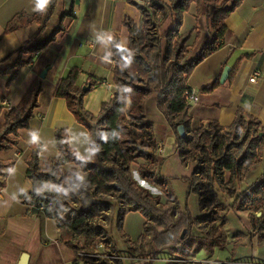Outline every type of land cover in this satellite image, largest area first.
I'll return each mask as SVG.
<instances>
[{
	"label": "trees",
	"instance_id": "trees-1",
	"mask_svg": "<svg viewBox=\"0 0 264 264\" xmlns=\"http://www.w3.org/2000/svg\"><path fill=\"white\" fill-rule=\"evenodd\" d=\"M56 1L49 0L43 10L33 15L16 13L4 31L12 32L35 22L39 24L37 32L43 31ZM192 1L201 0H153L163 13L169 11L174 15L172 27L163 32L154 23L150 10L144 7H139L143 15L141 28L129 18L124 20L129 31L128 45L123 47L117 38L111 41L116 60L111 81L113 96L102 103L97 115L84 107L85 92L76 85L77 68L61 78L55 88L54 95L65 98L76 120L89 130L90 155L82 156L71 147L66 128L56 129L59 155L41 168L38 151L32 150L26 172L32 190L21 191L19 198L35 208L43 207L44 216L56 220L61 239L75 253H85L82 264H153L152 260L165 249L179 256L202 248L209 250L225 240L222 226L227 221L225 213L229 205L248 212L252 228L264 243V165L251 189H237V184L261 162L264 131L260 121L239 109L229 126L209 120L193 129L191 103L186 94L191 91L187 77L196 65L220 48L227 30L224 21L242 0H203L210 35L191 59L186 44L190 34L179 33V27ZM69 3L71 8L66 13L71 14L72 3ZM52 38L35 46L26 42L0 59V74L16 68L8 84ZM25 53L30 56L23 60ZM40 91L41 85L35 81L22 101L5 112V121L0 123V151L17 143L16 137L11 136L28 126ZM151 96L174 131V151L183 165L192 168L187 178L189 191L197 195L201 210L210 209L199 217L180 209L166 178L156 170L158 143L154 122L146 115V103ZM179 125L185 128L184 137L177 132ZM139 159L143 160L137 169L139 176L163 188L164 202L133 178L132 164ZM71 162L88 173L85 181L78 182L75 172L63 168ZM5 167L6 163L0 161V177ZM224 196L233 198L232 203H227ZM116 206L120 225L131 211H140L145 219L140 239L130 243L127 252L116 248L100 221L108 224ZM194 228L202 234H193ZM184 229L186 233L181 238ZM102 244L110 248L107 254L118 257L103 261L95 257L93 254Z\"/></svg>",
	"mask_w": 264,
	"mask_h": 264
},
{
	"label": "crops",
	"instance_id": "crops-1",
	"mask_svg": "<svg viewBox=\"0 0 264 264\" xmlns=\"http://www.w3.org/2000/svg\"><path fill=\"white\" fill-rule=\"evenodd\" d=\"M70 1L71 14L66 13L71 8ZM48 2L0 0V59L26 42L35 46L53 36L9 84L8 78L16 68L10 73L0 74V123L5 121V112L22 101L35 81L41 85L38 104L28 126L18 130L16 144L0 151V161L6 163L0 177V264H20L24 254L27 255L26 264H82L80 253H75L61 239L56 220L44 216L38 208L19 198L21 191L32 190L26 174L27 158L35 148L40 167H43L50 158L58 156L55 140L58 128L67 129L69 144L76 152L90 155L89 130L76 120L65 98L54 95L55 88L61 78L77 68V87L82 89L90 82L88 91L106 88L110 92V100L116 63L111 41L117 38L120 45L127 47L129 31L124 24L126 18L138 28L142 27L140 8L127 0H57L43 31L37 32L39 24L36 22L12 32L4 31L7 22L16 13L33 15L43 10ZM163 19L160 32L172 27L174 15L166 11ZM224 23L227 30L220 48L196 65L187 77V85L198 95V100L191 102L190 107L192 128H198L209 120L229 126L237 111L242 109L258 119L264 131V0H242ZM179 33L190 34L186 44L189 58H194L210 35L203 0L191 2L189 9L183 13ZM246 54L250 56H244ZM29 56L25 53L22 59L26 60ZM226 66L230 68L227 78L220 82ZM254 68L260 69L261 76L257 82L251 83L249 75ZM215 82L217 84L212 86ZM88 91L83 99L86 109L90 98ZM3 100L8 101V108L2 107ZM149 108L154 117L147 118L154 122L155 139L162 146V153H156L159 162L168 147L174 148L175 134L156 107L153 96L146 103V115ZM169 138V144L163 142ZM263 165L264 147L261 162L237 184L238 191L251 189L252 183L260 177ZM183 166L189 170L185 176L188 178L192 168ZM75 167L72 163L63 166L66 171ZM87 176L88 173L78 171L77 181H85ZM232 206L229 205L225 215L232 209L241 222L231 232H228L226 223L222 226L226 235L224 241L209 250L202 248L179 259L167 255V250L162 251L158 258L152 260L153 264H264V243L259 241L252 228L248 212Z\"/></svg>",
	"mask_w": 264,
	"mask_h": 264
},
{
	"label": "rangeland",
	"instance_id": "rangeland-1",
	"mask_svg": "<svg viewBox=\"0 0 264 264\" xmlns=\"http://www.w3.org/2000/svg\"><path fill=\"white\" fill-rule=\"evenodd\" d=\"M155 9L158 10L159 15L156 13H153L150 10L151 17H152L154 23L158 27H160L164 22L163 11H162V9L158 8L156 5H155ZM157 15L160 16L161 18L159 19ZM187 51H188V57H189L190 51L188 49V46H187ZM87 94L90 95L87 109L90 112H92L93 114L97 115L101 109L102 102H105V101L108 102L110 92L106 88H101V89H97V90H90V91H88ZM84 96H83V99H84ZM83 104H84V102H83ZM150 105H151V102H150ZM147 112H148V115H147L148 118L154 117L153 112H152V110H150V108L147 110ZM11 137H15V136L12 135ZM167 140L168 141H166V139H164L163 142L164 143L167 142V144H169L171 139L169 138ZM174 152L175 151L173 149L168 147L167 153L158 162L156 170L160 176L166 178L169 191L176 196L180 209H182L183 211L184 210L189 211V213L193 217H199L202 214L207 213L208 210H210V209H207V208L204 210L200 209L197 195L194 192L189 191V188H188L189 187L188 186V180L185 176L189 173V170H188V168L184 167L181 164V161H180V158H179L177 152H175L176 154ZM82 156H84V155H82ZM142 162H143V160L139 159L132 164V176H133V178L136 180V182L140 186L148 189L154 196H160L161 202H164L166 196H165V192H164L163 188L158 186V185H155L151 181L143 179L139 176L137 169H138L139 164H141ZM71 163L74 164L76 167L71 169L70 171H73L76 173V179H77L78 171H80V172H83V171L81 170L79 165H77L73 162H71ZM258 165H257V167H258ZM41 168H45V166H43ZM83 173H87V172H83ZM227 178H228V173H225V179H227ZM224 198H225L227 203L231 204V201L233 198H230L228 196H224ZM118 213H119V208H118V206H116V207H114V210L111 214V220L108 224H105L104 220H100V221L107 228L109 235L112 238L116 248L120 252H127L129 249L128 247H129L130 243L137 242L140 239V236L143 232V224H144L145 219H144V216L142 215V213L140 211H131V212H128L125 214V216L122 220V223L120 225L118 222ZM226 215L228 217V220L226 222V227L228 228V232H231V230L233 231V228L237 229L238 228L237 226H239V223L241 222L239 215L235 214L232 209H230V212L227 213ZM192 232H193V234H202V231H200L196 228H194ZM98 250L100 252H103L100 254V257H97L98 259H101L102 261L110 259V258L118 257L115 255L107 254V253H110V248L106 247L105 244H102V246H100L98 248ZM166 250L168 251V253H166V254L167 255H173V257H174L173 259H179V258L185 257L191 253V252H188L187 255L179 256L180 255L179 253L174 254L169 249H165L163 251H166Z\"/></svg>",
	"mask_w": 264,
	"mask_h": 264
},
{
	"label": "built area",
	"instance_id": "built-area-1",
	"mask_svg": "<svg viewBox=\"0 0 264 264\" xmlns=\"http://www.w3.org/2000/svg\"><path fill=\"white\" fill-rule=\"evenodd\" d=\"M127 1H131V3L135 4L138 7L147 8V9L151 10L153 13L158 14V10L155 9V5L153 4V0H127ZM158 18L160 19L161 17L158 16ZM113 62L115 63V61H113ZM260 76H261L260 69L254 68L249 75V82H251V83L257 82L258 79L260 78ZM186 94L188 95V100L190 103L198 100V95L196 93H194L192 91H186ZM1 105L3 108H8V106H9L7 100H3L1 102ZM157 151L162 153V146L160 144L158 145ZM38 209L43 212V207H39ZM100 254L101 253H99V252H95L93 255L96 257H100ZM84 255H85V253H83V252L79 254L80 257H82Z\"/></svg>",
	"mask_w": 264,
	"mask_h": 264
},
{
	"label": "water",
	"instance_id": "water-1",
	"mask_svg": "<svg viewBox=\"0 0 264 264\" xmlns=\"http://www.w3.org/2000/svg\"><path fill=\"white\" fill-rule=\"evenodd\" d=\"M229 69H230V68H229L228 66L224 67V69H223V71H222V74H221V77H220V82H224V81H225V79L227 78V75H228ZM90 88H91V83L88 82L86 85H83V86H82V91H83V92H86V91H88ZM177 132H178V134H179L181 137H184V136L186 135L185 128H184L183 125H179V126L177 127ZM185 233H186V229H184V230L182 231V233H181V238L184 237ZM26 257H27L26 254H24V255L22 256L20 264H26Z\"/></svg>",
	"mask_w": 264,
	"mask_h": 264
},
{
	"label": "clouds",
	"instance_id": "clouds-1",
	"mask_svg": "<svg viewBox=\"0 0 264 264\" xmlns=\"http://www.w3.org/2000/svg\"><path fill=\"white\" fill-rule=\"evenodd\" d=\"M46 2H47V0H39V4H44Z\"/></svg>",
	"mask_w": 264,
	"mask_h": 264
}]
</instances>
